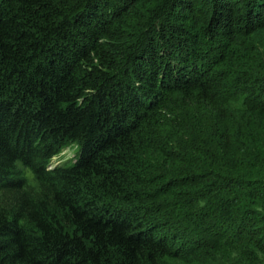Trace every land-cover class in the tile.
Wrapping results in <instances>:
<instances>
[{"label": "trees", "instance_id": "obj_1", "mask_svg": "<svg viewBox=\"0 0 264 264\" xmlns=\"http://www.w3.org/2000/svg\"><path fill=\"white\" fill-rule=\"evenodd\" d=\"M0 264H264V0H0Z\"/></svg>", "mask_w": 264, "mask_h": 264}, {"label": "rangeland", "instance_id": "obj_2", "mask_svg": "<svg viewBox=\"0 0 264 264\" xmlns=\"http://www.w3.org/2000/svg\"><path fill=\"white\" fill-rule=\"evenodd\" d=\"M78 150L77 144H71L68 147L64 148L58 155L54 156L51 161V166L60 163L62 161H67L71 157L76 155ZM18 172L20 171V175H24L27 178L28 184L35 187L38 184L37 175L34 171H32L29 167H25L22 164H18L17 168ZM18 176V174H17Z\"/></svg>", "mask_w": 264, "mask_h": 264}]
</instances>
